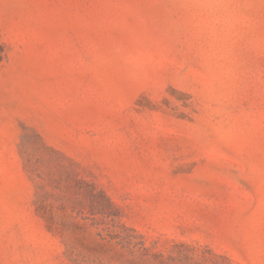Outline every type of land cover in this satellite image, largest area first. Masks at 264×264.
I'll return each instance as SVG.
<instances>
[{
  "label": "rangeland",
  "instance_id": "1",
  "mask_svg": "<svg viewBox=\"0 0 264 264\" xmlns=\"http://www.w3.org/2000/svg\"><path fill=\"white\" fill-rule=\"evenodd\" d=\"M0 264H264V0H0Z\"/></svg>",
  "mask_w": 264,
  "mask_h": 264
},
{
  "label": "trees",
  "instance_id": "2",
  "mask_svg": "<svg viewBox=\"0 0 264 264\" xmlns=\"http://www.w3.org/2000/svg\"><path fill=\"white\" fill-rule=\"evenodd\" d=\"M77 182L80 183V182H84V181L80 180V179H77ZM80 192H82V191H79V193ZM89 193L93 197L94 196L101 197L105 201V204L102 205V207H100L99 209H97V212H100L102 214L107 213L106 211H104L107 208V209H110V211H111V212L109 211L107 214H109V215L112 214V215H115L117 217L120 216V208H119V206L116 205L111 200V198L108 196V194H106V192L103 189H101V188L96 189V187L93 184H90ZM91 214H93V212H91Z\"/></svg>",
  "mask_w": 264,
  "mask_h": 264
}]
</instances>
